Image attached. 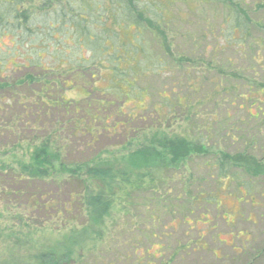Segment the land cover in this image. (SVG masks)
Here are the masks:
<instances>
[{
  "label": "trees",
  "instance_id": "16d2710c",
  "mask_svg": "<svg viewBox=\"0 0 264 264\" xmlns=\"http://www.w3.org/2000/svg\"><path fill=\"white\" fill-rule=\"evenodd\" d=\"M199 1L0 0V208L15 211L12 220L22 224V229L17 227L22 232H36L38 224L39 228L52 224V209L58 219L62 218L61 227L67 225L63 237L53 244L5 254L2 232L11 214L2 212L0 264H96L106 254L114 256L111 258L116 263L112 264H128L126 253L135 256L144 244L149 256L158 218L153 211L168 212L165 203L170 198L171 174L183 170L193 157H210L205 165L218 168L219 185L211 195L199 191L201 186L198 192L190 193V175L179 182V193L175 190L173 197L181 209L188 207L180 220L187 226L192 214L189 207L206 210L214 204L212 198L233 177V170L264 179V159L249 153V148L228 154L221 148L220 137L215 140L220 146L208 145L210 137L207 141L205 135L214 122L197 127V132L205 135L196 136L191 127V118L201 112L197 114L191 104L199 89L193 88L189 79L203 82L208 80L206 73H214L213 100L229 95L222 83L230 81L226 83L232 87L227 103L238 111L247 110L248 118L256 119L246 105L254 108L258 102L263 104L256 98L264 96V77L262 82L244 77L261 67L264 39L254 32V25L261 28V24L251 21L242 4L238 7V0H213L223 8L219 21L225 28L218 27L216 32L207 17L201 19ZM205 2L206 6L214 5ZM188 8L192 12L198 9V16L193 18ZM183 14L182 21L175 24ZM182 23L189 27V33L178 41L175 31L184 27ZM201 25L204 29L198 34L194 30ZM177 43L185 48L178 51ZM172 47L178 51H174L175 60ZM226 48L232 58L222 53ZM238 53L245 54L247 61ZM19 56L24 63L16 61ZM238 61L247 65L246 70L239 68L240 73L234 68ZM10 68L11 76L20 74L18 79L4 77ZM170 70L177 72L178 79ZM163 72L168 76V87L166 81H160ZM150 76L157 77L156 84L162 88L156 91L161 111L160 105L148 112L142 107L149 93L142 82ZM236 79L247 87L246 95L237 93L238 86L232 85ZM78 82L85 93L83 108L72 106L65 96ZM254 88L256 97L250 99ZM206 99L210 101V97ZM238 100L244 103L236 105ZM129 104L134 108H126ZM260 108L255 109L260 112ZM176 126L183 131L178 132ZM126 127L137 137L134 150L128 149L112 162L92 156L94 146L106 133ZM203 184L209 185L206 179ZM203 196L205 204L200 205ZM169 207L172 214V201ZM207 220L203 214L193 223L205 225Z\"/></svg>",
  "mask_w": 264,
  "mask_h": 264
},
{
  "label": "rangeland",
  "instance_id": "374dc122",
  "mask_svg": "<svg viewBox=\"0 0 264 264\" xmlns=\"http://www.w3.org/2000/svg\"><path fill=\"white\" fill-rule=\"evenodd\" d=\"M189 1L193 3L197 0ZM209 1L213 2V0ZM238 1L240 2L238 7L242 4V6L240 7L242 8L243 12L251 19V21L253 23L257 22L261 24V28L254 25V32H257L262 37V39H264V0ZM199 2L201 4V6L198 7L201 14V19L207 17V20H209L208 24L212 25L213 29L216 31L218 27H221L219 20H221L223 14V8L220 2H216L215 4L213 2L214 5L209 6H206L207 2H205V0H200ZM34 6H37L35 2ZM178 7L183 9L184 5L179 4ZM197 11L198 9L195 12H192L191 8L187 9V12H191L190 14L193 13V18L196 17ZM183 15L184 16L180 20L175 19L174 23L176 24L179 21H182V19L185 17V14ZM163 16L167 17L166 11L163 12ZM191 16L188 17H190V20L192 22L193 18ZM186 20L188 19L186 18ZM182 26L181 29L179 28L180 31L178 28L175 31L176 33H178V36H176V39L178 41L182 40L179 38H183L184 35L189 33V27H186L184 23H182ZM202 29H204L203 25L198 26L194 31L199 34ZM221 29L225 28L221 27ZM161 40L162 39L160 38L159 41ZM177 45L180 48L178 49V51L182 50V48L184 47L183 44L177 43ZM258 47L260 49H263L259 46V44ZM226 50L228 49H224L222 53L232 58L233 55L229 50ZM174 51L178 52L175 50V47L171 49L172 57L175 60L177 58V53H175ZM185 51L187 50L185 49ZM84 54L85 57L89 56L88 53ZM238 56L240 59L242 58L241 60L247 61L245 54L238 53ZM262 59L263 60L261 62V67H258L256 73H251L250 71H248V73L244 74L245 78L262 82L261 79L262 77H264V56L262 57ZM16 61L20 62L19 64L24 63L22 62V56L16 58ZM167 62L169 63V67L171 68L172 61L168 60ZM235 65L236 66L234 68H236L235 70L239 73V68H241V70H246L247 65L244 61H238L235 63ZM11 70V68L7 69L4 77L10 78L12 80L18 79L20 74L15 73V75L11 76ZM169 73H172L174 75L173 77L175 78V80L178 79L177 72L170 70ZM206 74L208 76V80L206 81L202 82L201 79L199 82L192 79L188 80V83L193 88L199 89V92L193 98L195 100L191 102V104L196 108L195 112L197 114L198 111L201 112V114H198L199 117H192L190 122L192 129L195 130L196 136L205 135V133L203 132H197V127L201 126V124L207 125L214 122L215 124L213 126H208V133L205 135V137L208 138L207 141L210 137L208 145L214 147L220 146L219 140L215 141L218 137H220V141L222 143L221 148L224 147L222 149L228 154L233 155L237 152H241L247 147L249 148L248 152L253 154L256 158L264 159V96H257L256 100L263 102V104H260V102H258L256 103V106L254 108H252V106H247V103L245 102L246 107L251 108L250 110H248L250 114L256 117V119L248 118L250 116L249 114H247V110L242 109V111H238L235 107L232 108L227 103L228 98L231 96L232 87H227L226 83L230 84V81L222 83V87L227 88V93L229 95H223V97L220 96V99L213 100L211 89L212 84L217 80V76L214 73ZM150 77H147L148 79L145 82H142V86L146 87L149 92L146 102L144 103V105H142L144 110L147 112L151 111V109L155 105H160L161 102L159 101V98H157L156 91L160 92L162 88L156 84H159V82H156L157 77ZM167 79L168 76H166L163 72L161 74L160 81H166L165 86L168 87L169 83L167 82ZM182 80L183 78H181L180 80V87ZM197 82L200 84H197ZM241 82V79L232 81V85L234 83L238 86L237 93H239V96L240 94L246 95V93H248L247 87L243 86ZM78 83L79 84L71 85L65 96L66 99L70 101L72 106L83 108L85 106L83 98L85 93L82 92L83 89L81 83ZM97 86L100 87L101 85ZM175 88L177 89L178 86L176 85ZM254 92L255 88L251 90V96L249 97L250 99H254L256 97ZM139 95L142 97L143 93L141 92L139 93ZM102 97L103 95L99 96V98ZM203 97L205 98L204 100ZM208 97H210L209 102L206 99ZM202 101L204 102V105L200 104L202 103ZM241 102L244 103V100H238L236 102V105ZM259 106L261 107L260 112L255 109ZM126 108H134V105L129 104L128 106H126ZM69 110H72V107H70ZM111 110L114 113L115 107H112ZM159 110H163L162 105L159 106ZM139 125L145 126L147 125V123H141ZM152 127L153 126H150V128ZM176 127V130L178 132L183 131V128H181L180 126ZM127 128L128 127L125 128L126 130H124L123 128H119L114 132V134L112 132H109L110 134L107 135L106 133V137L101 138L94 146L95 149L92 156L100 155L99 159L101 161L107 160L105 162H110L111 160H116V158L118 157L120 159L121 155H125L128 152V149L129 151L134 150V147L136 145L135 139L137 137L132 132L129 133V131H127ZM141 129L143 130V128ZM209 158V156L207 158H203L202 156L193 157L190 159V162L186 163L183 170L179 171L178 173L173 172V174H171L173 175L172 180L168 182L171 186L169 192L170 198H168L167 202L165 203L169 210L168 212L164 213H162L160 209L157 210V213L155 212V210L153 211V215H156L158 218L156 221H154V224L157 226L155 227V229H153L155 238H151L154 245L151 248L150 255L147 256L145 254V248L148 247V245L144 244L140 253H138L137 255L134 256L129 252L126 253L129 257V260L126 261L128 264H264L263 178H250L241 170H233V179L231 178L232 180L229 179V182H225V186H223V189H220V191L218 190V192L212 198V202H214V204L218 206V209H216V206H214V204L208 206L204 205L206 206V210L194 209L193 206H191L189 207V209L192 211V214L187 219V222H189L190 225L187 226L185 223H182L180 221L182 218L181 216L185 214V211L186 209H188V207L186 209H181V205L177 201H174V191L177 190L179 193L180 190L179 182H184L186 180L185 177L190 175L193 182L192 185H190V193L198 192V188L201 186L199 191H204L206 194H211L215 191L217 185H219L217 182L218 168H212V165L210 166V164L205 165V161ZM172 170L174 169H171V171ZM203 179H206V182L209 184L208 186L206 184H203ZM195 183H198V185L196 184L197 188ZM239 190L242 191L239 193ZM51 194L52 190H50V195ZM65 196L66 195H63V198ZM204 198V196L201 198V200L203 201H201L200 205L205 204ZM171 201L174 205L172 210L173 213L171 212L172 214L169 213V205ZM1 206L2 205H0V207ZM3 209L5 210L4 207L0 208L1 218L4 217V214L2 212L11 214L6 218V220L9 219V222L5 220V232H2V238L5 245V250H3V253L5 254H10L14 251L17 253L40 249L43 246H47L55 243V241H59L67 231L65 229L67 228V225L64 226V228L63 226L61 227L62 223L59 221L62 218L58 219L57 216L53 213V209L51 212V221L53 223L42 225L41 228L44 227L43 231H40L41 228H39L38 224L37 231L30 233H26L24 231L22 232L17 229V227L21 226L22 224H14L12 217L15 214V211H13V209L8 207H6L8 211H4ZM49 212L50 211H48V214ZM203 214L208 219L207 223H205V225L202 223L198 224V226L194 225L193 222H195V220L197 219L199 220V218L201 219V216ZM40 216H42V214ZM43 216L45 217V215ZM148 221L149 220L147 219H145L144 221L146 223L145 225L147 226H149L150 224V222L148 223ZM27 224L30 225L32 223L28 222ZM33 225L37 224L33 223ZM72 226L73 225H71V227ZM150 228H148V231H152ZM19 229L22 228L19 227ZM6 235L9 237L8 241L5 239ZM198 238H200L199 244L196 243ZM159 247L160 249H158ZM178 248L184 249L179 252ZM109 256L110 254H106L105 256L99 258L102 259V261L97 260L96 264H102L100 262H104L103 264L116 263V261L112 260L111 258H114V256Z\"/></svg>",
  "mask_w": 264,
  "mask_h": 264
}]
</instances>
